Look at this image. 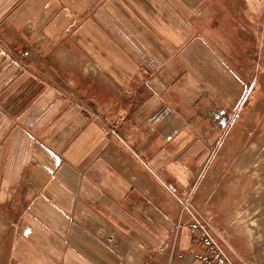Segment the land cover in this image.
I'll use <instances>...</instances> for the list:
<instances>
[{
    "label": "crops",
    "instance_id": "1",
    "mask_svg": "<svg viewBox=\"0 0 264 264\" xmlns=\"http://www.w3.org/2000/svg\"><path fill=\"white\" fill-rule=\"evenodd\" d=\"M0 39V264L190 251L183 199L263 140L264 0H0Z\"/></svg>",
    "mask_w": 264,
    "mask_h": 264
},
{
    "label": "rangeland",
    "instance_id": "2",
    "mask_svg": "<svg viewBox=\"0 0 264 264\" xmlns=\"http://www.w3.org/2000/svg\"><path fill=\"white\" fill-rule=\"evenodd\" d=\"M263 80L264 69L263 72L261 69L260 81ZM263 85H258L261 98L264 97ZM262 138V143H254L246 151V155H249L259 147L249 166L245 168L246 163H239L235 168V172L245 168L239 172L244 173L240 176L242 180H239V176L229 175L222 178L215 185L213 192L209 193L208 187L220 177L219 174H214V171L208 183L197 192L192 190V194L183 199L182 203H189L196 210L198 219L210 223L216 241L237 264H264V136ZM216 171L220 172L219 168ZM225 171H231V167ZM201 186L202 183L199 188ZM241 187H244V193L238 195ZM200 207L205 210L204 213L209 219L203 217L204 213L200 211ZM182 210L186 211L184 206ZM197 246L198 242L193 248L196 249ZM193 248L178 253L168 264H182V261L190 264L186 257L180 261L179 254L189 253ZM127 250L130 249L123 251Z\"/></svg>",
    "mask_w": 264,
    "mask_h": 264
},
{
    "label": "built area",
    "instance_id": "3",
    "mask_svg": "<svg viewBox=\"0 0 264 264\" xmlns=\"http://www.w3.org/2000/svg\"><path fill=\"white\" fill-rule=\"evenodd\" d=\"M0 43L6 45L7 47V44L1 39ZM8 53L15 61L19 62V64L26 66V64L20 59L18 52L9 49ZM29 53L30 51L27 50L24 51L22 55L25 56ZM183 206L184 210L189 213L191 212V219L188 222V226L197 233L196 239L198 242V246L196 249H193L189 253L179 254L180 261L183 257H186L190 264H237L216 241L214 231L210 226V223L207 220L198 219V217H196L195 215L196 210L189 203H185L183 204ZM98 234L99 237L104 238L109 245L118 243V239L114 234L106 231H99ZM120 246L123 249L132 250V252L135 254L148 249L147 246L141 242H130L129 244L123 242L120 244ZM154 264L165 263L161 260Z\"/></svg>",
    "mask_w": 264,
    "mask_h": 264
}]
</instances>
